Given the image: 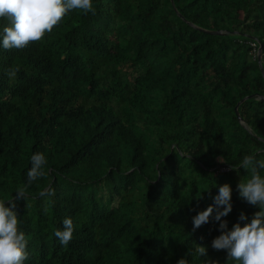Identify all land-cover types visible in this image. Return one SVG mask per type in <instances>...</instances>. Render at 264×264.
<instances>
[{
    "label": "trees",
    "instance_id": "trees-1",
    "mask_svg": "<svg viewBox=\"0 0 264 264\" xmlns=\"http://www.w3.org/2000/svg\"><path fill=\"white\" fill-rule=\"evenodd\" d=\"M174 3L96 0L24 48L0 47V196L17 195L34 151L49 161L16 201L25 264H176L195 244L208 248L197 264H226L211 243L219 221L192 217L224 182L229 227L257 210L232 164L264 155V0Z\"/></svg>",
    "mask_w": 264,
    "mask_h": 264
},
{
    "label": "clouds",
    "instance_id": "clouds-1",
    "mask_svg": "<svg viewBox=\"0 0 264 264\" xmlns=\"http://www.w3.org/2000/svg\"><path fill=\"white\" fill-rule=\"evenodd\" d=\"M95 5L96 0H0V18L6 17L9 21L0 27V47L24 48L32 41L42 39L46 32H51L70 10L95 12ZM259 152V149L251 151L232 164L237 170L241 166L247 169V174L238 183V189L241 197L257 206L250 219L246 212L241 211L239 219L229 227L225 217L233 208V187L230 182L219 184L214 202L192 217L194 227L210 219L219 221L221 231L211 243L212 247L227 251L226 264H264V155ZM30 160L27 180L17 186V195L8 198L0 196V264H25L29 257V238L21 227L23 220L16 208V201L26 199L32 182L47 174L49 162L44 151H34ZM49 192L50 189L45 188L40 195L47 196ZM62 223V228L55 229V236L66 246L72 240L77 225L71 216H66ZM207 251L206 245L195 244L176 264H197V260H201ZM206 264L209 262L206 261Z\"/></svg>",
    "mask_w": 264,
    "mask_h": 264
},
{
    "label": "water",
    "instance_id": "water-1",
    "mask_svg": "<svg viewBox=\"0 0 264 264\" xmlns=\"http://www.w3.org/2000/svg\"><path fill=\"white\" fill-rule=\"evenodd\" d=\"M172 1H173V3H174V0H172ZM174 5H175V3H174ZM192 24H193V23H192ZM199 28L205 30L206 32L213 33V34H224V33H227V32H228V31L223 30V29H219V30H210V29H204V28H202V27H199ZM262 56H263V46L260 45V46H259V49H258V62H259L260 68H261V70H262V72H263V74H264V66H263V62H262ZM252 96H254V95H248V96L244 97V98L241 99V100L238 102V104L236 105V112H237L238 118H239V120H240L241 122H243V123H244V119H243V117H242V115H241V113H240V111H239V106H240V104H241L243 101H245L247 98L252 97ZM261 99L264 100V96H261Z\"/></svg>",
    "mask_w": 264,
    "mask_h": 264
},
{
    "label": "built area",
    "instance_id": "built-area-1",
    "mask_svg": "<svg viewBox=\"0 0 264 264\" xmlns=\"http://www.w3.org/2000/svg\"><path fill=\"white\" fill-rule=\"evenodd\" d=\"M255 45V43H254ZM256 52L258 53V49H256ZM262 62H263V66H264V57L262 56Z\"/></svg>",
    "mask_w": 264,
    "mask_h": 264
}]
</instances>
